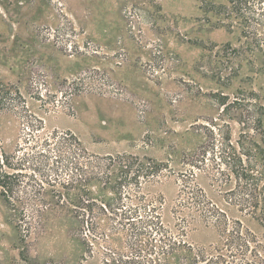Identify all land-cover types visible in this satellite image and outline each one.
Returning a JSON list of instances; mask_svg holds the SVG:
<instances>
[{
	"label": "rangeland",
	"instance_id": "obj_1",
	"mask_svg": "<svg viewBox=\"0 0 264 264\" xmlns=\"http://www.w3.org/2000/svg\"><path fill=\"white\" fill-rule=\"evenodd\" d=\"M228 1L0 0V86L22 95L15 108H0V152H14L24 142V121L33 115L46 131L70 130L92 153L168 162L160 178H141L140 194L159 206L174 232L178 217L190 214L174 209L184 174L195 173L210 197L240 217L204 170L219 161L228 136L237 143L245 132L264 146L252 128L256 110L264 128L263 55L241 36L234 14L205 8ZM222 95L228 96L227 110ZM203 145L202 168H193ZM99 189L93 188L95 196L111 194ZM46 191L52 200V187ZM18 218L0 194V264H114L107 263L108 242L117 248L128 241L124 231L111 232L105 216L96 231L86 227L82 233L79 220L58 206L41 217L30 210L21 217L34 228L22 241ZM183 239L199 246L218 242L219 235L193 221Z\"/></svg>",
	"mask_w": 264,
	"mask_h": 264
},
{
	"label": "trees",
	"instance_id": "obj_2",
	"mask_svg": "<svg viewBox=\"0 0 264 264\" xmlns=\"http://www.w3.org/2000/svg\"><path fill=\"white\" fill-rule=\"evenodd\" d=\"M205 8L240 19L241 36L262 53L264 64V0H229L219 5L209 2ZM251 95L254 106H260L259 94L252 91ZM21 97L13 86H0L2 110L15 108ZM220 102L225 110L229 108L228 96L222 95ZM236 102L243 103L240 98ZM243 123L244 128L249 126L248 120ZM24 124L29 130L24 142L14 152H0V194L19 217L17 227L22 241L34 228L31 223L25 226L21 217H26L29 210L41 217L58 206L79 220L82 233L86 227L89 232L96 231L97 220L103 216L111 220L112 233L117 229L125 232L127 244L113 248L108 242L107 263L264 264V233L258 234L243 219L256 222L264 230V146L247 140L245 132L237 143L228 136L219 161L214 158L211 168H203L219 187L226 204L241 216H230L229 209L195 182V173L184 174L174 209L176 213L188 210L190 214L178 217L174 232L164 224L159 206L140 194L141 178H160L168 162L133 154L92 153L70 130L46 131L43 121L33 115H26ZM252 128L264 142L261 111L256 110ZM201 151L202 159L193 160V168H202L208 149L203 145ZM97 186L111 194L95 196L93 188ZM48 187L54 191L53 202L46 196ZM193 221L215 228L218 242L188 245L183 236ZM183 249L187 252L173 261L172 256Z\"/></svg>",
	"mask_w": 264,
	"mask_h": 264
}]
</instances>
